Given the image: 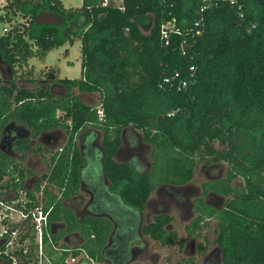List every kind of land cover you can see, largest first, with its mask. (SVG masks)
Instances as JSON below:
<instances>
[{"label": "trees", "instance_id": "obj_1", "mask_svg": "<svg viewBox=\"0 0 264 264\" xmlns=\"http://www.w3.org/2000/svg\"><path fill=\"white\" fill-rule=\"evenodd\" d=\"M26 3L8 0L6 14L0 16L11 24L0 34V58L11 73L16 65H27L34 56L44 59L75 37L82 44V77L59 79L67 95H54L46 85L8 84L0 77V137L11 119L34 135L53 128L68 135L45 174L47 184L61 193L45 189L50 224L64 220L66 232L78 231L85 241L81 249L92 259L130 264L152 190L193 181L200 163L225 162L226 176L202 186L206 193L232 196L221 209L199 200L188 233L194 235L202 221L208 225L212 220L224 264H264V214L252 208L264 207V0H122L121 5L83 0L80 7H65L62 0ZM25 7L27 22L14 21L11 10ZM41 14L56 21H42ZM173 18L166 43L161 24ZM25 73L16 74L33 81L32 69ZM72 89L98 93L99 103H86ZM58 108L64 110L62 119L52 114ZM86 125L103 134L102 149L87 150V162L75 137ZM127 127L139 130L151 145L152 166L146 172L115 158ZM242 137L250 153H245ZM28 142L21 141L26 151L32 150ZM12 166L15 170L0 152V180ZM238 176L245 188L236 192L232 181ZM81 182L99 188L94 215L79 221L63 201L78 192ZM170 220L158 215L142 232L170 245L178 240L166 228ZM48 230L46 252L53 256L48 249H58L48 237L57 241L59 234ZM62 247L64 256L80 253Z\"/></svg>", "mask_w": 264, "mask_h": 264}, {"label": "flooded vegetation", "instance_id": "obj_2", "mask_svg": "<svg viewBox=\"0 0 264 264\" xmlns=\"http://www.w3.org/2000/svg\"><path fill=\"white\" fill-rule=\"evenodd\" d=\"M0 59L3 60L2 58ZM75 137L77 144L80 147L81 155L86 162L88 161L86 156L87 150H89L88 153H91V151H99L102 149L101 139L103 134L101 131L94 129L91 126H84ZM90 138L92 140H90ZM24 139L29 141L28 143L30 144L32 150L26 151L22 147L21 141ZM67 142L68 136L67 134H64L60 128L44 130L42 133L34 135L33 131L24 124L19 123L14 119L8 121V123L3 127L1 133L0 152L6 154L14 162L16 168L14 170L12 166L10 170L11 173L8 174L5 179L0 180V196L6 199L23 198L28 201L29 207H35L36 205L42 204L44 208V203L46 202V188L52 190L53 193L60 197V191L47 184L45 174L50 169L52 155L57 151H62ZM59 143H61L60 146H58ZM145 145L149 144L143 139L142 133L133 127H127L123 130L122 143L115 155V158L119 162L129 164L138 173L146 172L151 168L152 161H149L145 155ZM47 152H50V155L48 156V164L46 163ZM220 163L212 165H217ZM212 165H204V168ZM82 168H84V164L82 165ZM213 179L217 178H209L208 180ZM191 183L192 181L183 185H171L164 183L152 190L150 197L145 204V208L142 210L140 238H138L133 244L132 252L135 254V257L132 262L137 259L140 253V248L142 247V243H144V240L147 238L146 236L152 238V236L149 234L142 232L143 225L153 222L156 216L168 215L171 220L167 223L166 228L177 233V231L173 229L172 225L174 220L173 216L167 212V208H164V211L160 212H157V210L160 206H166L169 208V205H172L173 203L176 204L180 209L189 210V198L192 195L191 188H193ZM98 185L99 184L95 185V183L92 184L91 182L90 184L81 182L78 192L75 193L71 198L63 201L64 205L73 211L77 220H85L94 215L93 200L94 194L99 188ZM200 185V194L195 196L194 205L192 207V210L194 209L196 215V205L199 200H203L206 204L213 205L218 209H221L226 205L227 201L232 196H225L213 191L206 193L204 192V188L202 186L203 184ZM153 192L155 197L152 194ZM214 198L219 199L222 204L213 202ZM68 202H74L76 206L74 208H69V206L66 205ZM152 203H154V205ZM20 205L21 203L19 202L17 206ZM151 207L153 208V211H151V213H146L145 211L147 209H152ZM48 209L51 211L52 207L50 206ZM202 222V225L204 226L206 221L204 220ZM189 224L185 226L187 232ZM49 226L52 234L55 235L56 231L57 234H59L57 241H55V239H53L51 236L48 237L55 249H64L62 247L63 244H66L68 247L72 248L73 246L70 245V242L73 236L78 238L79 243L84 241V238L80 237L79 232H67L68 234L66 233L65 235L64 232H60L62 227L66 226L65 222L56 226L54 224H50L49 222ZM181 238L183 239L184 237H180L178 235V240H175L174 242L181 243ZM185 241L186 239L184 240V243ZM137 243H139V245H137ZM216 250H218L221 258L220 247L217 246V249H214V251ZM0 264L8 263L4 262L0 256Z\"/></svg>", "mask_w": 264, "mask_h": 264}, {"label": "rangeland", "instance_id": "obj_3", "mask_svg": "<svg viewBox=\"0 0 264 264\" xmlns=\"http://www.w3.org/2000/svg\"><path fill=\"white\" fill-rule=\"evenodd\" d=\"M31 4L33 0H22ZM117 5L122 4V0H111ZM65 7H80L83 0H62ZM8 0H0V16L6 14ZM26 3V4H27ZM30 6V5H27ZM22 12L18 9L11 10V17L14 21L27 22V8ZM40 20L42 21H56L55 17L48 14H41ZM7 20L0 19V34L4 33V27H10ZM81 40L77 37L74 38V42L67 41L59 47L51 49L44 59L34 56L29 59L27 65L25 66H15L16 72H10V65L0 59V77L5 83H16L19 86H26L33 89H39L40 87L46 85L50 88L54 95H67L68 88L59 82L62 77L68 78H81L82 77V51ZM32 69L34 77L33 81H25L22 77H19L16 73L23 74ZM50 72H53V74ZM27 75V73H25ZM52 87V88H51ZM72 92L78 95L83 101L88 104L96 105L99 103L98 93H80L78 89H72ZM55 118L64 116V110L58 108L52 111ZM66 134L64 131H62ZM68 136V135H67ZM243 139V140H242ZM242 145L245 148V153H250V146L247 144L245 137H242ZM61 143L58 144L60 146ZM144 147V146H143ZM144 152L147 159L152 161V148L149 145H145ZM50 152H47L46 163L48 164ZM228 165L225 162H221L217 165H212L205 167L203 163H200L195 176L192 181L191 188L192 195L189 198L190 209H180L176 204L169 205L168 207L160 206L157 212L164 211L167 208V212L173 216V229L177 231L178 235L183 236L186 241L183 245L179 242H173L170 245H163L158 240L146 236L145 242L142 243L140 248V253L133 264H224L221 261L220 254L217 249L216 233L214 231V222L208 220L209 224L204 225L202 228L197 230L194 235H190L185 226L191 223L196 217V213L192 207L194 205V198L200 194V188L203 182L207 181L209 178H222L226 176ZM233 187L236 192L244 190L245 183L244 179L240 176L234 178ZM155 197L154 192L152 193ZM213 202L220 204L219 199L214 198ZM155 203V202H154ZM154 203H152L154 205ZM222 204V203H221ZM66 205L69 208H74L76 204L74 202H68ZM152 208V207H151ZM255 212L264 214V207H252ZM261 208V210H260ZM152 209H147L146 213H151ZM18 213L14 212V218L18 217ZM66 232H64V235ZM85 242V241H84ZM84 242L79 243L77 237L73 236L71 238L70 245L72 248H79V254L84 256L87 255L85 249H81ZM139 245V243H137ZM141 245V244H140ZM36 246V244H35ZM51 255L58 254L62 250L48 249ZM89 256V255H88ZM90 257V256H89ZM189 259H192L190 262ZM91 264H107L104 261H98L97 259H92ZM36 261V260H35ZM130 263V264H132ZM33 264H36L34 262ZM246 264V263H241Z\"/></svg>", "mask_w": 264, "mask_h": 264}, {"label": "built area", "instance_id": "obj_4", "mask_svg": "<svg viewBox=\"0 0 264 264\" xmlns=\"http://www.w3.org/2000/svg\"><path fill=\"white\" fill-rule=\"evenodd\" d=\"M108 1V0H105ZM234 3L236 0H230ZM175 18L161 24V32L168 43L170 31ZM7 27H4V32ZM175 76H179L177 72ZM166 81H169L167 78ZM187 80H181L185 86ZM102 114V111L99 110ZM20 206H17L18 203ZM14 212L19 215L14 218ZM50 210L42 204L29 207L28 201L23 198L6 199L0 196V256L8 264H91L92 258L88 255L69 253L63 255L62 251L50 256L46 252V233L49 229ZM36 244V246H35ZM60 250V249H58ZM83 259H87L84 262ZM36 260V261H35Z\"/></svg>", "mask_w": 264, "mask_h": 264}, {"label": "crops", "instance_id": "obj_5", "mask_svg": "<svg viewBox=\"0 0 264 264\" xmlns=\"http://www.w3.org/2000/svg\"><path fill=\"white\" fill-rule=\"evenodd\" d=\"M65 221L64 220H57V221H54V223H52V224H54L55 226L56 225H58V224H61V223H64ZM66 227H67V225L66 226H64V227H62V230H60V232H66ZM74 232H78V231H74ZM67 233V232H66ZM55 234H57V231H56V233ZM68 234V233H67ZM80 234V233H79ZM80 237H81V235H80ZM84 242V241H83Z\"/></svg>", "mask_w": 264, "mask_h": 264}]
</instances>
